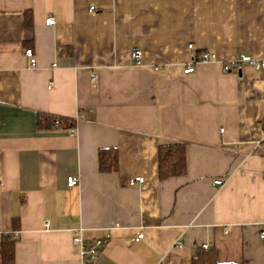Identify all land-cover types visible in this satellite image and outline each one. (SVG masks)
Here are the masks:
<instances>
[{
	"label": "crops",
	"instance_id": "obj_1",
	"mask_svg": "<svg viewBox=\"0 0 264 264\" xmlns=\"http://www.w3.org/2000/svg\"><path fill=\"white\" fill-rule=\"evenodd\" d=\"M190 43L217 61L185 73ZM240 55L264 59V0H0V231L15 264H86L76 235L107 239L91 264H192L209 247L264 264V69L224 72ZM40 113L71 122L41 128ZM167 143L186 145L185 175L159 177ZM110 147L118 169L103 172Z\"/></svg>",
	"mask_w": 264,
	"mask_h": 264
},
{
	"label": "trees",
	"instance_id": "obj_2",
	"mask_svg": "<svg viewBox=\"0 0 264 264\" xmlns=\"http://www.w3.org/2000/svg\"><path fill=\"white\" fill-rule=\"evenodd\" d=\"M26 25L32 24V13L26 14ZM30 17H29V16ZM56 118L47 113H40L38 124L42 127H51ZM70 120L63 119L62 125H69ZM264 145V141H263ZM264 154V150L262 151ZM99 167L103 172H113L118 169V152L114 147L103 148L99 151ZM187 171L186 145L184 143H167L159 147V177L167 179L173 176H183ZM14 229H17L18 219L15 218ZM14 233L3 234L1 241V264H15ZM192 264H242L234 262H219L214 247L202 250L192 261Z\"/></svg>",
	"mask_w": 264,
	"mask_h": 264
},
{
	"label": "built area",
	"instance_id": "obj_3",
	"mask_svg": "<svg viewBox=\"0 0 264 264\" xmlns=\"http://www.w3.org/2000/svg\"><path fill=\"white\" fill-rule=\"evenodd\" d=\"M91 9H94L93 7ZM47 24H54L55 18L49 17L46 20ZM188 48L191 53L190 61L187 62L184 72L189 74L196 71V65L199 63H209V62H215L217 61L218 57L215 52H212L210 50H199L194 46V44L190 43L188 44ZM26 56L29 58L30 65L36 66L37 65V59L35 57L34 51L32 48H27L25 50ZM131 57L135 61L136 64H142L143 63V53L139 46L135 45L131 48ZM249 64L255 69H264V59L256 58L251 55H240L229 62H224L222 64V69L224 72H241L244 65ZM96 74H92V80L96 79ZM62 120L59 118H56L53 122V126H61ZM74 130L72 129V133ZM256 147H261V150H264L263 142H258ZM145 177L142 175H137L131 178L130 184L135 185L137 183H144ZM68 186H74L78 183V177L76 176H70L68 178ZM213 185L215 186H222L224 185L223 179H216L213 181ZM3 233L0 231V239L2 238ZM264 234H262V237ZM144 237L143 233H139L135 240L139 241ZM73 243L75 245H78L80 248V253L85 260L86 264H91L93 260L100 254L103 247L107 243V239L101 238V239H95L92 241H89L85 239L84 237L80 235H76L73 237ZM204 248H208V245H205Z\"/></svg>",
	"mask_w": 264,
	"mask_h": 264
},
{
	"label": "water",
	"instance_id": "obj_4",
	"mask_svg": "<svg viewBox=\"0 0 264 264\" xmlns=\"http://www.w3.org/2000/svg\"><path fill=\"white\" fill-rule=\"evenodd\" d=\"M239 75H241V72H239Z\"/></svg>",
	"mask_w": 264,
	"mask_h": 264
}]
</instances>
